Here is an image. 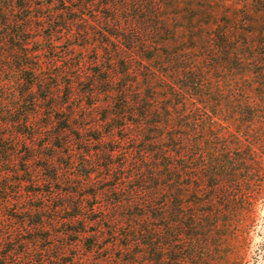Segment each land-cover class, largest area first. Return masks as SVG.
<instances>
[{"label": "trees", "instance_id": "obj_1", "mask_svg": "<svg viewBox=\"0 0 264 264\" xmlns=\"http://www.w3.org/2000/svg\"><path fill=\"white\" fill-rule=\"evenodd\" d=\"M53 1L48 45L30 49L22 19L7 17L0 37V264H209L218 241L244 238L264 198L244 118L264 13L227 3L169 52L214 0H141L136 11L103 0L109 14L90 20L97 0ZM54 39L90 49L95 69L65 64L63 84L50 72L59 60L41 59ZM84 80V94L103 95L92 122L72 102Z\"/></svg>", "mask_w": 264, "mask_h": 264}, {"label": "rangeland", "instance_id": "obj_2", "mask_svg": "<svg viewBox=\"0 0 264 264\" xmlns=\"http://www.w3.org/2000/svg\"><path fill=\"white\" fill-rule=\"evenodd\" d=\"M48 1L49 0H0V37L5 30L4 22L7 17L11 18L12 20L22 19L20 22L23 23V25H30V31L27 34V36L30 38L28 47L34 50L35 48L48 45L46 38L48 39L47 34L49 28L47 27V21L45 19V15L48 13ZM102 1L103 0H97V2H94L93 7H88L84 11L86 19L90 20V16H93L94 13H97L99 17L107 16L109 14L108 9L102 5ZM140 1L141 0H125V2L128 4L127 8L135 11L137 10L136 2L139 3ZM230 2H235L237 4L239 3L238 5L242 3L238 0H214L210 7H208L193 24L188 26L183 31L179 39H177L170 46L168 51L173 52L172 50H177L178 52L180 49H184L186 45L189 44L190 39L194 35H196L199 31L204 30L212 23L213 19L217 15L218 11L221 10L223 5ZM251 3L252 6H249V9L255 15L260 16L262 13H264V0H253ZM65 4L67 3H65L64 0H54L53 4L50 6H52V9L55 10L56 8H62V6H65ZM122 15L123 13H120V16ZM122 19L124 20V18ZM94 25L95 24L93 23V26ZM93 26L92 28H94ZM127 28L130 30L132 27L130 25ZM60 30H62V28ZM56 37L59 36L56 34L54 38ZM54 40L55 47L53 46V49L50 51V53L49 51H46V53H41L45 55H42L41 59L43 62H48L49 57L53 55L57 58V60H59L58 64L50 69V72H62L61 76L63 84L67 82L65 78L68 75H71L73 71L64 69L65 64L70 65L79 60L81 63L80 67L83 72L92 71L95 69V65L91 63L94 54L90 49H79V47H76L74 53L65 52V47L68 44L64 41H59V39ZM9 46L10 45H8V47ZM8 60L11 63H14V61H12L9 56ZM255 72L256 74L254 77L252 90L253 100L249 102L252 106V110L250 115H245L244 118L245 120H250L252 122L249 135L251 136L250 138L253 136L252 144L257 152V155L264 159V61L261 62L258 60ZM1 75L7 79H11L13 73L9 68H6L4 71H2ZM86 84L87 81L84 80L82 83L77 85L78 96L77 98H74L72 102L73 104H80L82 109L78 113H80L82 116L88 115V122H92L96 117L100 116L101 110L97 107H90L91 103L102 101L103 95L100 97H93L84 94L83 90ZM62 90H64V88ZM4 95L5 94L0 91V97H4ZM245 109L246 108L241 109L243 110L242 112L246 111ZM234 113L236 112L230 110L226 111V113L223 114V117L221 116L222 124L226 126V128L229 127L227 131L229 129L233 130L231 124L227 123L230 122L232 118H234ZM245 129L246 128H244V130ZM89 133L91 134L92 132L90 131ZM34 142L35 144L40 143L39 139L35 140ZM95 144L96 142L91 140L90 147L93 148L95 146L96 148ZM258 201H264V198H261ZM254 224L255 206L253 209L252 221L248 225L247 234L244 236V238H242V240H233L232 238H229V236H226L222 241H218L216 244V249H213L211 252L212 256L210 257L209 255V264H247L248 245L250 240L248 232Z\"/></svg>", "mask_w": 264, "mask_h": 264}, {"label": "clouds", "instance_id": "obj_3", "mask_svg": "<svg viewBox=\"0 0 264 264\" xmlns=\"http://www.w3.org/2000/svg\"><path fill=\"white\" fill-rule=\"evenodd\" d=\"M247 264H264V201L255 205V224L249 230Z\"/></svg>", "mask_w": 264, "mask_h": 264}]
</instances>
